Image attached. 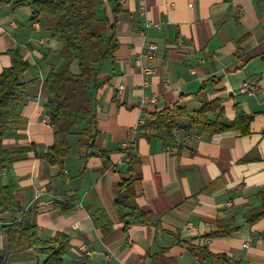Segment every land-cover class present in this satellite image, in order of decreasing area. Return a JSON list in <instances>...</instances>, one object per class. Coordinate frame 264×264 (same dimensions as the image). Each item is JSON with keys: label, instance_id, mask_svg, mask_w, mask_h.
Listing matches in <instances>:
<instances>
[{"label": "crops", "instance_id": "1", "mask_svg": "<svg viewBox=\"0 0 264 264\" xmlns=\"http://www.w3.org/2000/svg\"><path fill=\"white\" fill-rule=\"evenodd\" d=\"M96 9L108 23L106 39L112 33L117 44L90 94L97 135L87 149L78 144L80 127L74 129L70 152L57 166L41 158L56 130L42 118L44 80L61 64V44L29 7H0V73L11 64V50L28 65L17 117L2 139L6 150H27L2 173L17 206L0 215L1 264L46 259L35 249L7 252L1 228L14 223L34 226L42 242L65 234L69 246L61 264H264V219L245 224L264 192V0H101ZM146 44L157 47L152 62ZM145 67L152 73L144 76ZM71 71L77 72L75 62ZM250 76L259 79L257 91L237 95ZM144 96L155 100L141 106ZM210 103L229 121L252 115L249 134L210 135L185 120L171 145L144 125L134 132L139 121L166 108L183 107L191 116ZM217 115L207 113L210 120ZM131 139L124 154L121 145ZM131 159L136 166L130 169ZM123 180L135 194L131 216L114 203ZM56 201L70 210L56 209ZM228 226L239 230L205 237ZM82 247L90 249L88 256H78Z\"/></svg>", "mask_w": 264, "mask_h": 264}, {"label": "trees", "instance_id": "2", "mask_svg": "<svg viewBox=\"0 0 264 264\" xmlns=\"http://www.w3.org/2000/svg\"><path fill=\"white\" fill-rule=\"evenodd\" d=\"M101 0H0V7L11 6L14 9L29 7L32 18L42 17L51 30V38L61 44L59 51L60 66H53L47 74L44 84L47 99L44 109L49 116V123L55 127L54 144L41 158L51 165L62 166L63 159L69 154L67 139L74 135L73 130L80 127L78 144L91 148L97 135L95 130L94 99L91 91L96 92L99 85L97 77L101 65L113 57L117 44L113 34L106 39L104 33L108 23L99 19L96 11ZM11 64L0 73V215L8 214L17 206L14 200V188L2 183V173L11 164L16 153L27 149L6 150L2 139L8 124L17 117V110L24 85L21 75L28 69L27 63L15 50L7 52ZM75 62L77 72L71 71ZM218 110L215 120H210L207 113ZM179 120H185L189 127L201 128L210 135L238 131L242 136L249 134L252 115L237 114L229 121L224 118L223 110L218 103L205 104L191 116L183 107L174 106L147 116L144 126L154 130L153 137L164 145L175 141L173 132L179 126ZM142 129L138 126L137 131ZM136 131V132H137ZM104 155V152L101 151ZM136 166L134 159L130 160ZM134 190L130 180L119 184V191L114 200L115 206L130 210L128 216L134 215L137 208L134 204ZM261 204L245 216V224L253 225L264 219V192L259 195ZM62 212L70 207L56 201L53 205ZM239 230L235 227H219L207 234V238L232 236ZM7 242V252L14 253L22 248L35 249L46 256L43 264H61L66 254L69 238L57 233L47 242L37 238L36 228L11 224L1 228ZM207 253V252H206ZM2 259H0V264Z\"/></svg>", "mask_w": 264, "mask_h": 264}, {"label": "built area", "instance_id": "3", "mask_svg": "<svg viewBox=\"0 0 264 264\" xmlns=\"http://www.w3.org/2000/svg\"><path fill=\"white\" fill-rule=\"evenodd\" d=\"M155 26L157 27L158 24H155ZM145 28H147V25ZM141 34L143 35V33H141ZM144 51H145L146 57L149 59L150 62H152L155 59V55H156L155 53L157 51L156 45L146 44L144 47ZM151 73H152V68L145 67L142 70V74L144 76H147ZM144 85H145V82H144ZM258 85H259V79L256 76H250L239 85L236 93H237V95H244V94H247L250 92H256ZM122 88L123 87L120 86L118 91L120 92ZM154 100H155L154 97L144 96L140 101V105L144 106L147 103H153ZM42 123H49V116L48 115H45L42 118ZM141 125H145V122L139 121V124L137 125V127H135L134 132H136L138 126H141ZM131 147H132V139L122 143V145H121V148L123 149L124 154L129 153ZM167 150H170L172 152L174 149L169 147V148H167ZM227 206H229V203L227 204ZM187 226L190 227L189 225H187ZM246 246L247 245H245V247ZM77 252H78L79 257H85V256H88L90 254V249L88 247H82Z\"/></svg>", "mask_w": 264, "mask_h": 264}, {"label": "rangeland", "instance_id": "4", "mask_svg": "<svg viewBox=\"0 0 264 264\" xmlns=\"http://www.w3.org/2000/svg\"><path fill=\"white\" fill-rule=\"evenodd\" d=\"M101 11H96L97 14H100Z\"/></svg>", "mask_w": 264, "mask_h": 264}]
</instances>
